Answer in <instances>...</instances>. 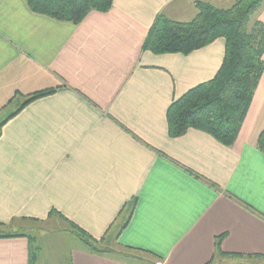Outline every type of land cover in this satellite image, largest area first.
Listing matches in <instances>:
<instances>
[{
  "label": "crops",
  "instance_id": "1",
  "mask_svg": "<svg viewBox=\"0 0 264 264\" xmlns=\"http://www.w3.org/2000/svg\"><path fill=\"white\" fill-rule=\"evenodd\" d=\"M236 1L113 0L73 25L0 0V264H40L33 234L63 235L58 222L101 250L72 234L68 264H264V71L230 147L170 137L169 106L215 76L224 40L145 47L158 18Z\"/></svg>",
  "mask_w": 264,
  "mask_h": 264
},
{
  "label": "trees",
  "instance_id": "2",
  "mask_svg": "<svg viewBox=\"0 0 264 264\" xmlns=\"http://www.w3.org/2000/svg\"><path fill=\"white\" fill-rule=\"evenodd\" d=\"M112 1L25 0L31 12L73 25L79 24L91 11H108ZM263 5L264 0H237L228 9H218L198 3L197 15L189 23L157 19L145 46L156 54L188 55L217 39L224 40V55L215 76L190 89L169 106L166 119L170 137L196 129L226 147L234 143L264 70V23L251 22ZM49 93L52 92L32 95L24 106ZM257 148L264 154V130L258 136ZM70 226L87 249L101 252L91 237L74 225ZM221 240L218 239V245Z\"/></svg>",
  "mask_w": 264,
  "mask_h": 264
},
{
  "label": "rangeland",
  "instance_id": "3",
  "mask_svg": "<svg viewBox=\"0 0 264 264\" xmlns=\"http://www.w3.org/2000/svg\"><path fill=\"white\" fill-rule=\"evenodd\" d=\"M251 20H252L251 21L252 23L256 22L254 17H252ZM56 225H60L59 227H61V229L55 228L57 229V233L63 234V235H50L46 238H41L38 236L39 235L38 233H37L38 234L37 236L36 234H33V236H35L37 239V242H36L37 246L42 248L40 264H68V257L65 254L67 253L66 250L68 249V247L66 246L67 244L64 243L62 240H67L69 238H72L71 236L72 234H75V232H73V230L69 228L67 224L58 222ZM52 228H53L52 226L49 227V229H52ZM43 229H45V227ZM63 232H65L66 234H64ZM73 241L76 243L75 240ZM78 243L79 242H77L76 244ZM130 254L132 256L141 257V255H138L137 253L130 252ZM142 257L148 258L147 256H142Z\"/></svg>",
  "mask_w": 264,
  "mask_h": 264
}]
</instances>
